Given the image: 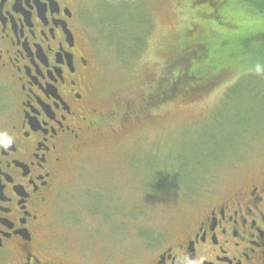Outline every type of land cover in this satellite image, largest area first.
Returning a JSON list of instances; mask_svg holds the SVG:
<instances>
[{
    "label": "rangeland",
    "instance_id": "1",
    "mask_svg": "<svg viewBox=\"0 0 264 264\" xmlns=\"http://www.w3.org/2000/svg\"><path fill=\"white\" fill-rule=\"evenodd\" d=\"M84 6L105 122L66 154L45 233L73 259L138 264L264 178V0Z\"/></svg>",
    "mask_w": 264,
    "mask_h": 264
},
{
    "label": "flooded vegetation",
    "instance_id": "2",
    "mask_svg": "<svg viewBox=\"0 0 264 264\" xmlns=\"http://www.w3.org/2000/svg\"><path fill=\"white\" fill-rule=\"evenodd\" d=\"M89 10L84 0H0V264H89L45 233L66 154L105 122ZM138 264H264V178L216 199Z\"/></svg>",
    "mask_w": 264,
    "mask_h": 264
},
{
    "label": "trees",
    "instance_id": "3",
    "mask_svg": "<svg viewBox=\"0 0 264 264\" xmlns=\"http://www.w3.org/2000/svg\"><path fill=\"white\" fill-rule=\"evenodd\" d=\"M128 24H129V23H123V25L121 26L122 28L120 27V31L129 35L130 41H131V43H132L133 45H136V44H137V46H139V44H140V43H138L139 37H137L136 34H132L131 32L129 33V32L124 31L125 29H126L127 31H130V30H131L132 27H129ZM147 25L151 27L150 22H149V19H148V24H146V26H147ZM124 28H125V29H124ZM144 43H145V39H144V41H142V46H144ZM194 44H196V43H194V42L192 41V43L190 44V46L193 45V49H189V51H186V52H185V53H188V54H186L187 56H190L192 53H197L198 50H199V48H200V46L202 45V43H201V44H198V49H196V45H194ZM176 49H177V48H176ZM184 50H186V49L184 48V49H182V50H180V51H178V52H179V53H183ZM202 50H203L202 52L206 51L205 49H202ZM121 54H123V53H121ZM182 75H184V74H182ZM179 76H180V75H179Z\"/></svg>",
    "mask_w": 264,
    "mask_h": 264
}]
</instances>
